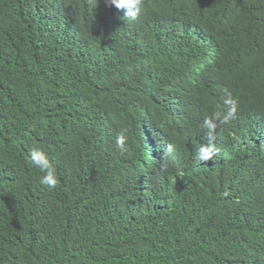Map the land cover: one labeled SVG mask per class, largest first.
<instances>
[{
  "label": "trees",
  "instance_id": "obj_1",
  "mask_svg": "<svg viewBox=\"0 0 264 264\" xmlns=\"http://www.w3.org/2000/svg\"><path fill=\"white\" fill-rule=\"evenodd\" d=\"M0 264H264V0H0Z\"/></svg>",
  "mask_w": 264,
  "mask_h": 264
},
{
  "label": "clouds",
  "instance_id": "obj_2",
  "mask_svg": "<svg viewBox=\"0 0 264 264\" xmlns=\"http://www.w3.org/2000/svg\"><path fill=\"white\" fill-rule=\"evenodd\" d=\"M105 3L118 10L124 11V17L135 21L145 10V0H105ZM238 101L232 97L230 93H226L222 103L216 106V111L213 112L211 118H206L203 121L202 127L208 130V135L211 140L218 124H228L236 118L238 112ZM126 136L119 134L115 140V146L118 150L123 152L125 150ZM173 151V145L167 146V152ZM216 149L211 142L206 146H201L194 159L199 162L212 160ZM28 160L32 165L40 170L42 173L40 177V184L49 190L55 189L57 185V175L54 165L49 160L45 152L39 149H33L28 153Z\"/></svg>",
  "mask_w": 264,
  "mask_h": 264
}]
</instances>
